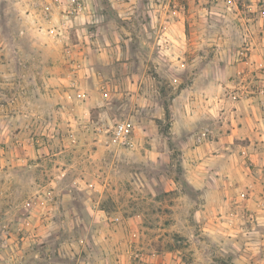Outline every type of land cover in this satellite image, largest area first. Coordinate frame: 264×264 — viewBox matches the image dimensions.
<instances>
[{
    "label": "rangeland",
    "instance_id": "1",
    "mask_svg": "<svg viewBox=\"0 0 264 264\" xmlns=\"http://www.w3.org/2000/svg\"><path fill=\"white\" fill-rule=\"evenodd\" d=\"M81 1L0 0V264H264V0ZM248 117L192 186L182 133Z\"/></svg>",
    "mask_w": 264,
    "mask_h": 264
},
{
    "label": "crops",
    "instance_id": "2",
    "mask_svg": "<svg viewBox=\"0 0 264 264\" xmlns=\"http://www.w3.org/2000/svg\"><path fill=\"white\" fill-rule=\"evenodd\" d=\"M236 67L240 69L241 63L237 64ZM246 102H250V101H246ZM207 104L208 102L206 103V106H204L203 103H200V106L204 108H195V110L192 111L201 110L206 112L209 111L212 112L213 110L212 108L208 109L209 111L206 110V108L208 107ZM193 105L197 106L198 104L196 102ZM187 112L189 116V110ZM239 121L240 120L238 119H233L232 123L229 124L227 121L223 122L221 120L220 123H223V125L222 127L221 126L220 127L223 128L224 131L222 133H215V131L212 130L213 133H209L211 134V136L206 134V136L208 137L206 141L202 142L203 138L198 141V143L200 144L193 143V137H191V135H187L188 133H182V135L185 134L184 136L186 137V140L184 141L185 142L184 145L188 143L187 147H185L186 154H189L195 158L196 166H194L193 169L189 170V176H188V179L190 180V184L192 186L198 188L202 184L203 181L201 180L200 176L198 177L196 175V172L198 171V168L202 166L201 164L204 161H210V159L206 157L210 151L211 154H213V150L216 151L218 154L222 155L223 158L225 157L227 162L231 164L232 162H230L229 160L231 159L232 161L235 158V154L231 153L230 151H235L236 148H238L237 150H239L242 153L244 158L248 156L247 158L254 160L257 157L258 154L256 152H253L254 150L253 145H255L254 138L258 137L261 134L258 132L259 127L256 126V123L252 117H248L245 121L246 123L243 125H239L238 124ZM239 139H248L249 141L240 143ZM195 142L197 141L195 140ZM198 153H201V155L199 156L202 157L203 160L202 162H200L199 159H196Z\"/></svg>",
    "mask_w": 264,
    "mask_h": 264
},
{
    "label": "built area",
    "instance_id": "3",
    "mask_svg": "<svg viewBox=\"0 0 264 264\" xmlns=\"http://www.w3.org/2000/svg\"><path fill=\"white\" fill-rule=\"evenodd\" d=\"M57 1L63 2L62 13L63 11L64 13L62 14L63 19H61V21H59L58 24L55 25V27H52L49 30V33L53 34L52 36L60 34L59 30L62 29L61 25H65L71 18V15H73V17H78V15L81 16L86 10L85 5L81 0ZM97 130L99 131V133H97L98 135H101V133L104 132L103 134L109 135L111 141L118 146L132 148L135 145L133 139L134 127L129 121H116L114 123H110L106 128H102L101 126H99ZM34 142L39 146H42V144L44 143L41 137H36Z\"/></svg>",
    "mask_w": 264,
    "mask_h": 264
},
{
    "label": "trees",
    "instance_id": "4",
    "mask_svg": "<svg viewBox=\"0 0 264 264\" xmlns=\"http://www.w3.org/2000/svg\"><path fill=\"white\" fill-rule=\"evenodd\" d=\"M166 117L169 118V112L166 110Z\"/></svg>",
    "mask_w": 264,
    "mask_h": 264
}]
</instances>
